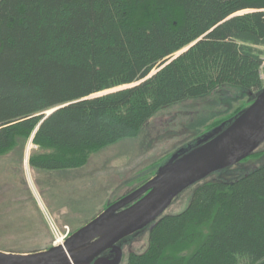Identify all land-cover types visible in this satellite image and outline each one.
Returning a JSON list of instances; mask_svg holds the SVG:
<instances>
[{
	"label": "trees",
	"instance_id": "obj_1",
	"mask_svg": "<svg viewBox=\"0 0 264 264\" xmlns=\"http://www.w3.org/2000/svg\"><path fill=\"white\" fill-rule=\"evenodd\" d=\"M263 67L264 0H0V187L30 139L33 171L80 169L171 104L260 92ZM128 264H264V165L198 187Z\"/></svg>",
	"mask_w": 264,
	"mask_h": 264
},
{
	"label": "rangeland",
	"instance_id": "obj_2",
	"mask_svg": "<svg viewBox=\"0 0 264 264\" xmlns=\"http://www.w3.org/2000/svg\"><path fill=\"white\" fill-rule=\"evenodd\" d=\"M253 95L230 85L171 104L158 110L136 138L98 151L80 169L33 171L29 158L37 147L31 139L21 144L7 155L8 158L18 155L17 168L4 167V172L12 173V177L4 179L15 180L18 185L13 182L0 187L2 198L7 200L0 206V250L31 253L52 247L57 236L72 234L109 204L150 180L178 150L195 144L203 135L236 116L241 110L234 113L241 107H248L254 100ZM50 113L51 110L47 112ZM263 165L264 141L246 159L185 189L159 219L186 210L195 191L204 183L233 181ZM147 176L151 178L143 182ZM27 192L32 199L25 200L23 194ZM153 225L129 236L130 240L122 245L121 264H128L132 252L147 250Z\"/></svg>",
	"mask_w": 264,
	"mask_h": 264
},
{
	"label": "water",
	"instance_id": "obj_3",
	"mask_svg": "<svg viewBox=\"0 0 264 264\" xmlns=\"http://www.w3.org/2000/svg\"><path fill=\"white\" fill-rule=\"evenodd\" d=\"M119 89L122 88L94 96ZM253 96L248 107L195 144L178 150L150 180L111 203L70 234L63 244L31 253L0 250V264H120L122 240L155 224L185 189L246 159L264 141V88ZM107 250L114 252L113 259L98 258Z\"/></svg>",
	"mask_w": 264,
	"mask_h": 264
},
{
	"label": "flooded vegetation",
	"instance_id": "obj_4",
	"mask_svg": "<svg viewBox=\"0 0 264 264\" xmlns=\"http://www.w3.org/2000/svg\"><path fill=\"white\" fill-rule=\"evenodd\" d=\"M129 240H130L129 237L126 238V239H124V240H122L121 245H124V243L128 242ZM114 255H115L114 252H112L111 250H107V251H105L102 255H100V257H98V258H103V259H106V258H108V259H113ZM98 258H96L95 261H96ZM121 262H122V261H121ZM120 264H121V263H120Z\"/></svg>",
	"mask_w": 264,
	"mask_h": 264
},
{
	"label": "built area",
	"instance_id": "obj_5",
	"mask_svg": "<svg viewBox=\"0 0 264 264\" xmlns=\"http://www.w3.org/2000/svg\"><path fill=\"white\" fill-rule=\"evenodd\" d=\"M57 237L58 238H57L55 244H60V243H63V241L65 240V238L67 237V235L62 236V237H60V236H57Z\"/></svg>",
	"mask_w": 264,
	"mask_h": 264
}]
</instances>
